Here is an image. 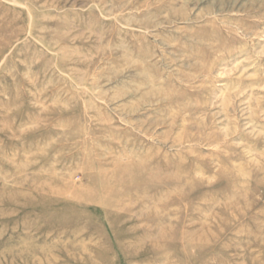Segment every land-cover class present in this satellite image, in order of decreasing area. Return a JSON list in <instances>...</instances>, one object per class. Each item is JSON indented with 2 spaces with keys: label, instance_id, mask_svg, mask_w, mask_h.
<instances>
[{
  "label": "rangeland",
  "instance_id": "rangeland-1",
  "mask_svg": "<svg viewBox=\"0 0 264 264\" xmlns=\"http://www.w3.org/2000/svg\"><path fill=\"white\" fill-rule=\"evenodd\" d=\"M0 264H264V0H0Z\"/></svg>",
  "mask_w": 264,
  "mask_h": 264
}]
</instances>
